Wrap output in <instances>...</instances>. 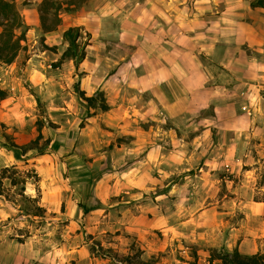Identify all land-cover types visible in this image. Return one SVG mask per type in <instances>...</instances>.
Segmentation results:
<instances>
[{"label":"rangeland","instance_id":"374dc122","mask_svg":"<svg viewBox=\"0 0 264 264\" xmlns=\"http://www.w3.org/2000/svg\"><path fill=\"white\" fill-rule=\"evenodd\" d=\"M150 1L162 23L130 24ZM256 1L43 0L30 25L32 3L17 6L25 38L0 66V177L10 168L16 182L0 184V264H210L214 251L264 252V88L257 119L224 121L221 131L210 120L193 131L190 121H146L139 109L149 62L256 68L264 86V0ZM64 13L66 28H80L78 69L61 61L63 36L52 44L46 30ZM146 38L161 41V55L144 53ZM78 81L87 97L103 91L111 109L90 107ZM213 81L198 83L202 104ZM39 127L45 153H23L16 146L31 144ZM143 132H184L189 150L176 163L157 155L146 163Z\"/></svg>","mask_w":264,"mask_h":264},{"label":"crops","instance_id":"0c3cea01","mask_svg":"<svg viewBox=\"0 0 264 264\" xmlns=\"http://www.w3.org/2000/svg\"><path fill=\"white\" fill-rule=\"evenodd\" d=\"M13 1L16 6H22L23 2L26 0ZM28 1L32 3L29 8H25V10L29 12V14L26 16V23L30 25L32 24L29 22L31 20V13L37 10L38 5L43 0ZM151 2L152 1L143 5V17L131 16L129 19H131L133 22L130 21L129 23L140 24L143 22L146 25L162 23V17L152 15V11L154 14L156 2ZM115 8L117 9V7ZM133 8H136L135 4L132 6V9ZM93 13L101 18V15L105 12ZM36 15L38 16L37 18H39L38 11H36ZM66 17V13L62 15L60 14V23L54 30L48 33L50 35V42L52 44H56L61 41L64 32L68 30V28H66L65 25L61 23V19L62 22H64ZM36 26L39 27V25ZM151 36L153 37L154 35ZM147 38L145 41L149 47L144 50V53H146L149 57L161 55L160 53L158 54L162 48V43H160L161 41L157 42L156 40H150ZM127 69L128 71L130 70L132 72L135 68L133 65H129ZM250 69L253 68L237 66L235 64H224L221 66H213L200 70L199 65L189 64L187 62L183 63L182 60L178 64L172 65H162L155 63L151 64V62H149L148 65H144V73L143 77L141 78L144 89L142 90L147 91L146 94H148V97L147 101H144L143 106H141L139 109L145 112L144 118L146 121L155 120L163 122L164 120H167L172 122L173 125H176V122L178 121H190L188 126L191 128L190 131H193V127L199 126L198 122L200 120H210L215 124L213 126L214 128L219 127V131H221L220 128L224 129V121L250 120L249 116H251L252 120H256L262 108V96L260 92L264 86H262V74L257 71L256 68H254L253 71ZM248 73H254V80L249 81V79H244L249 78V75H247ZM213 80H215V82ZM200 81L204 82L205 84L213 81L214 87L207 89V93L205 94L207 97L205 104H202L203 102L199 100V97L202 93L201 91L206 90L205 88H200L198 86ZM232 82H239V84L233 87L231 86ZM169 85H171V89H168ZM104 89H107V84L105 85ZM168 91H170V93ZM129 103L135 104V102L131 100ZM107 104L111 109V104L109 101ZM113 105H115V103ZM134 106L137 108V105ZM180 106L182 107L181 109L178 108ZM206 107H212L213 112L210 113L209 117L202 118V116L200 117L199 112L201 109ZM178 109L179 112L177 111ZM129 116L131 115L129 114ZM157 128L160 131L164 130L161 124H158ZM206 129L207 130L204 134L211 133L212 129L210 127ZM183 133L184 132H143L145 142L147 143L145 144V147L148 152V159H144V162L148 163L157 155L158 163L165 161L167 162V160H174L173 162L176 163V155L184 152L185 150H189V144L187 143L188 141L182 138L184 136ZM226 133L229 134L228 132ZM136 142L137 141H132L134 144H137ZM194 143V150L196 152H200L201 150L197 146V140ZM167 152L173 154L175 158L172 159L169 156L168 158L171 159H167V155H165ZM240 253L242 252L240 251Z\"/></svg>","mask_w":264,"mask_h":264},{"label":"trees","instance_id":"16d2710c","mask_svg":"<svg viewBox=\"0 0 264 264\" xmlns=\"http://www.w3.org/2000/svg\"><path fill=\"white\" fill-rule=\"evenodd\" d=\"M263 5V2H252V6ZM43 22L45 18L42 16ZM60 23V18H56V22L53 26L46 27L47 31L54 30ZM23 21L21 14L13 0H0V66L3 64H11L16 59L18 52L22 48V41L25 38L24 32L18 34V31L22 29ZM81 38L80 28L71 27L63 34V41L67 43V48L63 52L61 61L73 60L76 69L86 57L84 50L80 51L81 44L79 39ZM74 88L80 97L85 100L90 107H100L102 110L107 111L110 109L106 102L103 92H98L96 96L87 97L85 91L81 89L80 81L74 84ZM7 93L0 87V99H5ZM38 136L29 145L16 146L21 149L23 153L29 150H37L39 154L45 153V148L40 145V141L43 139L41 128L38 129ZM47 141V140H46ZM47 144V143H46ZM45 144V145H46ZM10 171V168H4L0 177V184L3 179H11L13 184H16L15 180H12V176H6L5 174ZM14 181V182H13ZM264 264V252H258L252 255H244L240 253L238 249L233 251H214L210 257V264Z\"/></svg>","mask_w":264,"mask_h":264}]
</instances>
